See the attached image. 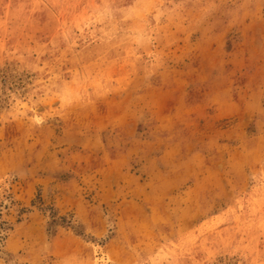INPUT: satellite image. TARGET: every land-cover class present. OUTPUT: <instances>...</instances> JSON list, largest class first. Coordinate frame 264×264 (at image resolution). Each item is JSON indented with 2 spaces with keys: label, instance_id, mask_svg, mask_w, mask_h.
<instances>
[{
  "label": "rangeland",
  "instance_id": "rangeland-1",
  "mask_svg": "<svg viewBox=\"0 0 264 264\" xmlns=\"http://www.w3.org/2000/svg\"><path fill=\"white\" fill-rule=\"evenodd\" d=\"M0 264H264V0H0Z\"/></svg>",
  "mask_w": 264,
  "mask_h": 264
}]
</instances>
